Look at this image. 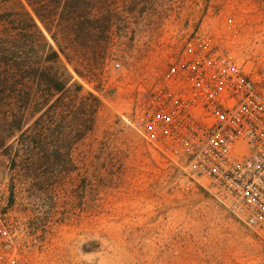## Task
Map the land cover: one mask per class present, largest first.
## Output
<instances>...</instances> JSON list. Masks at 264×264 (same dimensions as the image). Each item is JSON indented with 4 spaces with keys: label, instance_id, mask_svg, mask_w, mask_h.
Returning a JSON list of instances; mask_svg holds the SVG:
<instances>
[{
    "label": "rangeland",
    "instance_id": "obj_1",
    "mask_svg": "<svg viewBox=\"0 0 264 264\" xmlns=\"http://www.w3.org/2000/svg\"><path fill=\"white\" fill-rule=\"evenodd\" d=\"M120 15L137 31L110 33L114 56L99 77L84 80L69 67L101 102L72 158L39 161L26 185L0 153V214L17 253L25 264H264V238L120 116H130L195 33L240 60L263 61L264 0H142L108 14ZM50 138L56 151L61 136Z\"/></svg>",
    "mask_w": 264,
    "mask_h": 264
},
{
    "label": "built area",
    "instance_id": "obj_2",
    "mask_svg": "<svg viewBox=\"0 0 264 264\" xmlns=\"http://www.w3.org/2000/svg\"><path fill=\"white\" fill-rule=\"evenodd\" d=\"M253 59L195 33L130 116H120L264 238V60ZM0 264H25L1 214Z\"/></svg>",
    "mask_w": 264,
    "mask_h": 264
},
{
    "label": "trees",
    "instance_id": "obj_3",
    "mask_svg": "<svg viewBox=\"0 0 264 264\" xmlns=\"http://www.w3.org/2000/svg\"><path fill=\"white\" fill-rule=\"evenodd\" d=\"M141 1L0 0V153L21 184L39 161L72 158L77 141L94 130L101 102L69 67L94 82L114 56L110 33L137 31L127 17L108 14ZM53 133L61 136L56 151L48 146Z\"/></svg>",
    "mask_w": 264,
    "mask_h": 264
}]
</instances>
